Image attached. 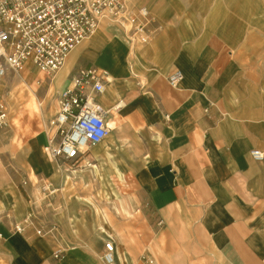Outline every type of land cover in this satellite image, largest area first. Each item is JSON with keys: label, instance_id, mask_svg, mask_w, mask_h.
Returning a JSON list of instances; mask_svg holds the SVG:
<instances>
[{"label": "crops", "instance_id": "1", "mask_svg": "<svg viewBox=\"0 0 264 264\" xmlns=\"http://www.w3.org/2000/svg\"><path fill=\"white\" fill-rule=\"evenodd\" d=\"M155 8L164 24L177 23L167 16V6ZM155 24L158 34L147 47L136 48L128 35L100 27L52 79L31 64L26 67L31 66L32 76L17 74L43 94L54 85L56 99L81 68L94 67L108 79L96 101L108 113L111 133L101 153L89 149L99 161L98 171L86 164L74 170L54 166L46 122L26 142L27 166L37 174L36 183H48L57 192L46 177L55 167L65 184L78 178L85 182V171L101 185L104 177L124 182L126 173H132L131 205L139 229L149 234L150 247L163 253L158 264H195L201 246L208 251L207 264H217V258L220 264H264V161L255 162L249 154L264 149V121L243 107L247 101L236 82L239 65L231 51L200 46L192 27L184 35ZM185 39L196 42L189 46ZM173 68L183 76L177 88L168 83ZM4 87L0 84V93ZM36 103L30 91L21 113ZM119 103L120 109L113 111ZM34 197L35 189L32 210ZM72 200L59 216L92 247H70L32 230L16 233L13 224L0 220V264H105L103 242L109 239L115 245V264H148L141 241L115 238L91 201L85 200L91 212H82V199ZM21 201H28L25 191L0 190L1 208L29 213Z\"/></svg>", "mask_w": 264, "mask_h": 264}, {"label": "rangeland", "instance_id": "2", "mask_svg": "<svg viewBox=\"0 0 264 264\" xmlns=\"http://www.w3.org/2000/svg\"><path fill=\"white\" fill-rule=\"evenodd\" d=\"M128 2L147 5L153 20L159 23L160 27H172L175 32L184 35L188 28L192 27L197 31V37L193 38H197L196 41L201 44L200 46L214 45L226 53L233 52L232 56L239 65L236 82L244 100L247 101L243 107L248 111L259 113L258 117L264 121V0H128ZM163 4L167 6V16L177 23L166 25L160 20L155 6ZM157 34L158 28L149 43L153 42ZM195 42L192 39H185V44L189 46ZM149 43L136 44L135 47L144 48ZM32 70L31 66H28L23 74L32 76ZM175 70L173 68V71ZM41 75L47 77L43 73ZM49 78L52 79V76ZM35 79L36 77L34 81ZM36 81L41 80L36 79ZM0 84L5 85L0 93V102L6 103L9 112L7 125L0 126V190L16 193L25 191L28 201L20 203L24 209H30L29 213L23 210V213L19 215L14 207L4 209L0 206V220L15 225L33 213L31 197L34 189L36 197L40 194L36 183L37 174H32L27 166L26 142L28 138L45 129V122L47 124L55 115L60 94L56 99L53 81L51 92L48 94L46 91L43 94L39 91L37 84L31 86L29 79L24 80L16 74L8 75L0 81ZM30 91H33L36 96V106L21 113L30 101ZM46 129L48 130L47 126ZM106 144L104 142L93 150L101 153ZM89 163L99 164V161L95 159ZM85 164L86 162L80 163V166L73 165L64 159L53 161L54 166L61 165L71 170ZM84 175L85 182L78 178L65 184L63 180H60L61 173L55 167L53 173L46 176L59 191L48 195L45 203L51 205L42 206L43 211L38 215L37 223L45 227L58 225L59 231L54 238L64 241L67 246L92 247L89 241L84 240L83 234H73L64 226V218H60L61 212L69 210L70 203L74 201L73 198L82 199L80 201L82 212L90 211L85 205V200H89L96 206L99 215L104 216L115 238L119 235L130 241H141V252L145 260H152L154 264H158L159 257L163 253L150 247L149 234L139 229L138 218L131 205V193L135 189L134 175L126 173L124 182L104 177L102 185L91 177L89 171H85ZM24 182L27 184L25 185ZM114 193L118 195V198L113 195ZM38 199L41 198L38 197ZM56 214L60 216L56 218ZM206 252L208 251L205 247H199L195 264H207L205 257L208 253ZM220 263V259L217 258V264Z\"/></svg>", "mask_w": 264, "mask_h": 264}, {"label": "built area", "instance_id": "3", "mask_svg": "<svg viewBox=\"0 0 264 264\" xmlns=\"http://www.w3.org/2000/svg\"><path fill=\"white\" fill-rule=\"evenodd\" d=\"M100 27L124 33L140 45L149 43L157 31L148 7L128 0H0V81L21 73L28 64L54 76L66 65L70 54ZM181 79L182 73L176 69L168 76V83L177 88ZM107 80L103 71L81 68L60 94L56 113L47 123L52 159L79 166L95 160L89 148L111 133L108 113L96 101L105 91ZM121 105L117 104L113 111L117 112ZM8 114L6 103L0 102V126L7 125ZM249 154L255 162L264 161V149H252ZM37 186L41 199L34 197L33 213L16 223L14 231L32 230L41 237H54L58 225L45 227L37 221L42 206L51 205L45 203L46 198L57 191L45 182ZM102 260L115 264L113 241L104 242Z\"/></svg>", "mask_w": 264, "mask_h": 264}, {"label": "bare ground", "instance_id": "4", "mask_svg": "<svg viewBox=\"0 0 264 264\" xmlns=\"http://www.w3.org/2000/svg\"><path fill=\"white\" fill-rule=\"evenodd\" d=\"M128 38H129V37H128ZM129 40H130L132 43H134L130 38H129ZM132 47H133V46H132ZM182 79H183V76H182ZM182 79H181V81H182ZM181 81H180V82H181ZM30 107H31V106H30ZM108 137H109V136H108ZM108 137H107V138H108ZM107 138H106V139H107ZM106 139H105V140H106ZM105 140H103L101 143H99V144H97V145H95V146H92V147H96V146L102 144ZM92 147H90V148H92ZM90 148H89V149H90ZM86 167H90L91 169H93V170L96 169V170L98 171V169H97V165H95V164H92V163L87 162V163H86ZM109 240H111V239H109ZM111 241H112V240H111ZM115 253H116V250H115Z\"/></svg>", "mask_w": 264, "mask_h": 264}]
</instances>
